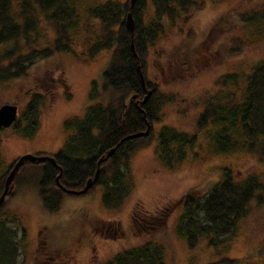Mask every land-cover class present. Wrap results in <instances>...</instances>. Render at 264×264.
<instances>
[{
  "label": "trees",
  "instance_id": "obj_1",
  "mask_svg": "<svg viewBox=\"0 0 264 264\" xmlns=\"http://www.w3.org/2000/svg\"><path fill=\"white\" fill-rule=\"evenodd\" d=\"M148 1L154 5V17L146 23L144 12ZM130 2L0 0V86H14L30 80L34 69H40L54 54L74 52V46L92 26L99 25L100 31L87 41V60L99 52L109 53L103 81L93 83L91 104L85 108L84 117L65 123L66 129L72 130L73 134L64 147L53 154L56 165L47 160L34 163L25 160L14 174L12 184L17 187L36 185L40 205L46 211L57 212L67 194L57 183L58 176L62 187L76 191L83 189L88 179L94 177L100 158L107 156L113 148V155L101 163L93 187L82 194L105 186L102 202L109 209H118L131 194L133 179L125 170H129L132 153L152 139L154 123L160 120L162 106L158 86L145 75L150 47L165 34L168 26H178L184 15L196 7V11L200 10L203 5L202 0H136L132 10ZM130 11L135 19L133 34L125 24ZM224 17L214 19L211 28L216 29L214 25L221 23ZM244 17L240 18L246 27L264 35V8L247 11ZM76 56L79 55L76 53ZM138 65L145 75L146 89ZM188 65L185 61L180 66L184 70ZM247 65L250 69L244 77L239 71L226 72L219 76L213 90L203 96L198 103L203 109L198 127L215 129L212 133L214 152H247L264 161V57ZM150 89L152 94L145 104H141ZM34 93L24 115L27 125L20 127L19 118L12 125L26 137L33 136L38 130L41 107L46 98L45 93ZM148 123L152 126L147 137L131 138L133 134L145 131ZM187 138V133L176 128H162L158 147L169 155L166 158L169 169H176L185 154L181 148L173 155L169 151L175 146L186 145ZM18 159L2 172L0 157V196L7 174ZM196 193L193 188L189 189L179 201L154 212L143 207L132 210L134 229L137 234L146 235L145 242L118 253L104 264H165L166 245L156 241L155 235L166 228L172 208L177 204H181L182 214L177 218L176 230L190 249L194 250L206 241L218 253L228 251L241 220L251 214L254 204L264 205V176L225 167L221 178L204 196H196ZM13 194L14 190L5 202ZM3 206L5 203L0 205V264H19L21 239L18 240L17 230L10 227L9 220L4 217ZM93 227L99 231L105 227L117 233L122 231L119 222L114 221L97 220ZM257 256L264 258V247L259 249ZM237 263L236 258L222 257L206 264Z\"/></svg>",
  "mask_w": 264,
  "mask_h": 264
},
{
  "label": "rangeland",
  "instance_id": "obj_2",
  "mask_svg": "<svg viewBox=\"0 0 264 264\" xmlns=\"http://www.w3.org/2000/svg\"><path fill=\"white\" fill-rule=\"evenodd\" d=\"M202 3L200 10L196 11V7L184 15L178 26H168L150 47L145 75L158 86L162 106L152 139L132 153L129 170H125L133 179L131 194L118 209H109L102 202L105 186H97L87 194L67 193L60 209L52 213L40 205L34 183L26 187L13 184L14 194L3 207L4 217L17 230L18 240L21 239L19 264L107 263L118 253L145 242L146 235H139L134 229L132 210L143 207L154 212L179 201L192 188L196 196L202 197L221 178L225 167L264 176V161L255 154L216 153L212 141L215 129L198 127L203 110L198 103L213 90L219 76L234 70L244 77L250 69L247 63L264 57L263 33L246 27L240 18H245V12L252 9H263L264 0H202ZM153 11L154 5L148 1L144 12L146 23L152 21ZM223 15L221 23L212 29L214 19ZM99 31V25L92 26L74 46V52L54 54L40 69H34L30 80L0 86V106L10 102L18 105L20 127L27 125L24 115L34 92L46 94L39 128L33 136L26 137L13 126L2 131V172L25 153H58L73 134L65 123L84 117L85 108L91 104L93 83L101 84L108 65L106 51L87 60V41ZM185 61L189 65L183 70L180 65ZM164 127L176 128L188 137L186 145L169 151L171 155L178 148L185 151L173 170L167 166L169 155L158 147V136ZM181 207L177 204L172 208L166 228L155 235L156 241L166 245L165 264H206L222 257L236 258L237 264H264V258L257 256L264 247V205L254 204L251 214L241 220L231 248L221 253L210 248L206 241L194 250L187 246L176 230ZM97 220L119 222L122 231L117 233L106 227L99 231L93 227ZM39 241L47 243L38 246Z\"/></svg>",
  "mask_w": 264,
  "mask_h": 264
},
{
  "label": "water",
  "instance_id": "obj_3",
  "mask_svg": "<svg viewBox=\"0 0 264 264\" xmlns=\"http://www.w3.org/2000/svg\"><path fill=\"white\" fill-rule=\"evenodd\" d=\"M136 0H131V6L130 8L133 10L135 7V3ZM132 11L127 13V17H126V27L128 28V30L131 32V34L134 33L135 31V19L133 17V13H131ZM133 47V44H132ZM136 55V54H135ZM137 70L140 72V77H141V81L143 84V88H147L146 84V79H145V75L143 74V71H141V67L140 65H138ZM152 94V90H148L146 95L144 96V98L141 101V104H145L149 98V95ZM135 96V95H134ZM133 96V97H134ZM136 97V96H135ZM19 117V107L17 104H13V103H5L3 105L0 106V142L2 140V131L3 129H8L13 125V122L17 121ZM152 126L150 123H148V126H146V130L143 132H139V133H135L132 135L131 138H137V137H142V136H148L150 134V130ZM124 139L121 141L123 142ZM115 152V148L111 149L110 151H108L107 156L100 158V160L98 161V169L94 175L93 178L88 179L86 186L81 189V190H72V189H67L65 187H62L61 184L59 183V176L57 177V183L59 184V186L66 191V193H74V194H82L84 192H86L87 190L91 189L95 183V180L98 178L99 173H100V165L103 161H105L109 156H112L113 153ZM25 160H29L31 162H42V161H46L49 160L52 163L56 164L55 162V158L50 156V155H36V154H32V153H25L23 155H21L19 157V159L16 161V163H14L13 168L11 169L10 173L7 174V178L5 181V185H4V190L3 193L0 196V205L5 203L6 198L8 197V195H10L12 193L13 187L14 185L12 184L13 178H14V174H16L17 170L20 168V166L23 164V162Z\"/></svg>",
  "mask_w": 264,
  "mask_h": 264
},
{
  "label": "flooded vegetation",
  "instance_id": "obj_4",
  "mask_svg": "<svg viewBox=\"0 0 264 264\" xmlns=\"http://www.w3.org/2000/svg\"><path fill=\"white\" fill-rule=\"evenodd\" d=\"M50 156H52V157H54V155H50ZM55 158V157H54ZM47 161H49V160H47ZM51 162V161H50ZM52 163V162H51ZM54 164V163H53ZM54 165H56V164H54ZM42 242H44L43 243V245H45V243H47L46 241H41V243H40V241H39V245L38 246H41L42 245ZM47 258H49L50 260H54V258L53 257H51V256H49V257H47ZM46 263H49L50 264V262L49 261H46Z\"/></svg>",
  "mask_w": 264,
  "mask_h": 264
}]
</instances>
